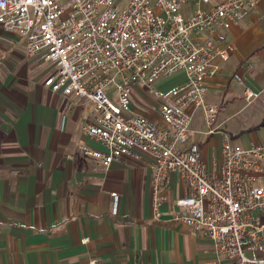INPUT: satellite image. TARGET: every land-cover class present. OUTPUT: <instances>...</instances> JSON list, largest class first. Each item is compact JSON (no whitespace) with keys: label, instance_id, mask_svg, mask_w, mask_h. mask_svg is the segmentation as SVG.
I'll return each instance as SVG.
<instances>
[{"label":"built area","instance_id":"1","mask_svg":"<svg viewBox=\"0 0 264 264\" xmlns=\"http://www.w3.org/2000/svg\"><path fill=\"white\" fill-rule=\"evenodd\" d=\"M257 2L0 0V49L6 34L17 35L28 56L51 63L45 86L89 104L92 118L81 129L103 149L82 151L98 167L148 156L155 215L169 174H177L186 190L174 199L182 212L173 218L212 240L218 258L208 264H264V144H242L220 130L221 162L208 167L198 143H188L194 110H202L209 131L217 127L218 106L205 99L207 77L229 46H217L213 36ZM178 70L184 79L158 104L161 120L133 110L134 89L159 95L156 80Z\"/></svg>","mask_w":264,"mask_h":264},{"label":"crops","instance_id":"2","mask_svg":"<svg viewBox=\"0 0 264 264\" xmlns=\"http://www.w3.org/2000/svg\"><path fill=\"white\" fill-rule=\"evenodd\" d=\"M192 3L185 6L189 13ZM0 49V264H208L218 257L212 240L175 220L174 204L186 187L168 176L165 199L151 208L148 156H124L100 168L82 146L103 149L83 133L91 120L87 102L43 84L52 68L25 52L24 41L6 34ZM213 39L228 45V57L214 60L205 99L218 106L213 131L194 110L189 142H197L208 167L221 162L220 130L236 142L259 141L264 112L233 121L249 103L264 100V0L244 6L237 22L217 28ZM201 40V36H195ZM43 62H46L45 64ZM48 65V66H47ZM184 79L182 70L156 80L162 98ZM252 92L249 98L245 95ZM146 99L136 88L134 96ZM145 113L161 120L157 114ZM118 205L113 211V195Z\"/></svg>","mask_w":264,"mask_h":264},{"label":"rangeland","instance_id":"3","mask_svg":"<svg viewBox=\"0 0 264 264\" xmlns=\"http://www.w3.org/2000/svg\"><path fill=\"white\" fill-rule=\"evenodd\" d=\"M259 1V0H258ZM44 64L46 62H43ZM48 66V65H47ZM51 70V69H50ZM113 86V85H111ZM110 89H112V87H110ZM142 94L144 93L147 97L146 99L142 98L139 95H135L134 98V107L138 110H142L146 113L149 114H157V105L160 103L161 100H163L162 98V93L159 95H150L148 93L143 92V90L139 89ZM110 90V94H111ZM262 112H264V100H258V101H254L252 103H249L248 105L244 106L239 112L238 115L235 116V118H233V121H235V119H237L239 122H246L249 120L254 119L253 117H256L258 114H260ZM255 135L257 136L259 141L264 142V127H261L260 129H257L255 131ZM115 202V205L113 204V206L116 208L118 205V197L115 198L113 197V203ZM90 264H98L97 259H91L89 261Z\"/></svg>","mask_w":264,"mask_h":264}]
</instances>
